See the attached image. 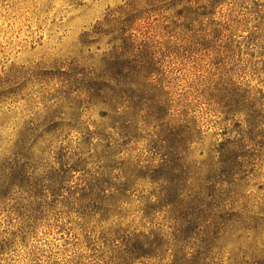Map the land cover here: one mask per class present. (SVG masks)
<instances>
[{"label": "trees", "instance_id": "trees-1", "mask_svg": "<svg viewBox=\"0 0 264 264\" xmlns=\"http://www.w3.org/2000/svg\"><path fill=\"white\" fill-rule=\"evenodd\" d=\"M109 15L111 28L94 31L113 34L99 67L61 71V98L43 121L14 139L0 134V203L22 191L36 214L45 193L60 195L80 173V213L116 224L119 264H222L225 255L228 264H264V202L247 194L255 147L264 145V96L231 79L215 89L211 101L243 117L244 130L204 148L194 110L174 104L170 81L158 78L157 50L131 33L141 10ZM95 110L101 120L86 123L82 115ZM72 132L73 151L64 145Z\"/></svg>", "mask_w": 264, "mask_h": 264}, {"label": "rangeland", "instance_id": "rangeland-1", "mask_svg": "<svg viewBox=\"0 0 264 264\" xmlns=\"http://www.w3.org/2000/svg\"><path fill=\"white\" fill-rule=\"evenodd\" d=\"M123 9L141 10L131 33L157 50L164 71L158 78L170 81L174 104L187 102L194 110L204 148L241 137L243 117L222 113L210 94L231 79L264 96V0H0L3 140L14 139L25 123L43 121L56 106L65 85L61 71L99 67L113 34L94 31L99 23L111 28L104 20L110 13L121 16ZM82 119L98 123L101 117L95 110ZM75 141L72 132L64 145L73 151ZM255 148L247 194L250 203L260 204L264 145ZM80 177L75 174L58 196L45 193L32 207L36 214L25 207L22 191L0 203V264H119L116 224L80 213ZM258 252L264 258V238ZM140 261L134 264L148 263ZM221 263L228 264L227 255Z\"/></svg>", "mask_w": 264, "mask_h": 264}]
</instances>
